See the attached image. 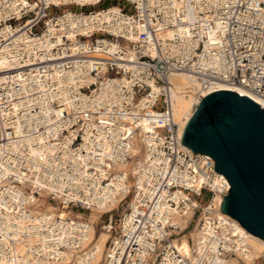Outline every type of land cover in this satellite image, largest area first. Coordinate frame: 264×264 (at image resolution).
Returning <instances> with one entry per match:
<instances>
[{
    "label": "built area",
    "instance_id": "obj_1",
    "mask_svg": "<svg viewBox=\"0 0 264 264\" xmlns=\"http://www.w3.org/2000/svg\"><path fill=\"white\" fill-rule=\"evenodd\" d=\"M0 60V261L90 264L85 220L37 212L30 195L69 212L114 205L100 211L106 264L236 257L241 225L213 204L230 183L182 143L170 77L264 99V0H0ZM194 217L201 237L184 255L174 241Z\"/></svg>",
    "mask_w": 264,
    "mask_h": 264
},
{
    "label": "water",
    "instance_id": "obj_2",
    "mask_svg": "<svg viewBox=\"0 0 264 264\" xmlns=\"http://www.w3.org/2000/svg\"><path fill=\"white\" fill-rule=\"evenodd\" d=\"M182 143L207 154L230 183L222 213L264 240V108L231 90L202 98L186 125Z\"/></svg>",
    "mask_w": 264,
    "mask_h": 264
},
{
    "label": "bare ground",
    "instance_id": "obj_3",
    "mask_svg": "<svg viewBox=\"0 0 264 264\" xmlns=\"http://www.w3.org/2000/svg\"><path fill=\"white\" fill-rule=\"evenodd\" d=\"M7 61L0 60V69L7 67ZM173 84L172 89V104L174 108V117L177 124L180 126L181 134L192 116L194 115L198 105L201 103L203 97L211 94L212 92L219 90H231L244 95H249L254 99L261 101V107L264 108V99L259 98L248 90L241 86H234L224 82H217L211 80L205 74H199L196 72H177L170 77ZM4 79V76L0 75V82ZM134 156H139L138 160L141 161V147H134L132 151ZM135 165V164H134ZM131 163L128 165H122V167L129 168ZM135 167L132 168L134 170ZM222 198L216 195L213 200V204L219 205L222 203ZM31 202L36 203L35 211H57L63 216H69L71 212L59 208L53 204H47L44 198H37L30 195ZM117 206V203L115 204ZM114 205L107 206L101 210L93 209L91 214L87 217L85 223L89 226V236L84 243V248L91 245L87 252V258L91 257L90 264H106L105 263V253L107 250V242L110 238L109 232L97 231L96 224L101 218V212L111 211ZM101 211V212H100ZM187 217L183 219V226L187 224L189 218L191 217V212H187ZM84 216L82 214H77L76 218L82 219ZM108 228V227H106ZM236 232L242 234L243 240L242 245L237 251L236 257H232L228 260L227 264H255L257 260L264 257V240L254 236L253 234L247 232L243 227L238 226ZM192 241L189 237H181L174 241V244L184 255H191V242L197 243L200 240V232L197 227L190 233ZM20 248V247H19ZM86 249V250H87ZM21 250V249H20ZM0 264H6L0 261Z\"/></svg>",
    "mask_w": 264,
    "mask_h": 264
},
{
    "label": "rangeland",
    "instance_id": "obj_4",
    "mask_svg": "<svg viewBox=\"0 0 264 264\" xmlns=\"http://www.w3.org/2000/svg\"><path fill=\"white\" fill-rule=\"evenodd\" d=\"M112 4H115V1H107V2H105L104 4H102L101 5V7H106V6H109V5H112ZM100 6H98V8H99ZM86 11H88V9H86ZM115 74L114 73H111V76H114ZM141 147V145H140V143H139V141H136V142H134V147ZM210 198V194H203V196H201V197H197V199L200 201V202H207L208 201V199ZM46 200V203L47 204H53V205H55V203H53V202H51V201H49V200H47V199H45ZM56 206V205H55ZM124 206L125 205H123V206H121L120 208H119V210H116L115 212L116 213H114V216L115 217H117L122 211H123V209H124ZM77 214H82L84 217L82 218V219H84L85 221H87L88 219H87V217L91 214V212H83V211H81V210H72L71 211V214L70 215H73V216H77ZM195 221H196V217H194V219H192V224L190 225V231L189 232H192V230L193 229H195ZM104 224L103 223H101V221L100 220H98V224H96V228H97V231L100 233V231L101 232H106V230L104 229V228H102V226H103ZM191 237V235L189 236V238ZM192 238V237H191ZM108 246V245H107ZM264 257H262V258H260V260L257 262V263H259L260 261H261V259H263Z\"/></svg>",
    "mask_w": 264,
    "mask_h": 264
}]
</instances>
